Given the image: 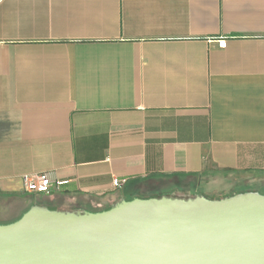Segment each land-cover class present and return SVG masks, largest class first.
<instances>
[{"label": "crops", "instance_id": "0c3cea01", "mask_svg": "<svg viewBox=\"0 0 264 264\" xmlns=\"http://www.w3.org/2000/svg\"><path fill=\"white\" fill-rule=\"evenodd\" d=\"M38 173L65 184L24 192ZM220 183L264 185V0H0V204L234 194Z\"/></svg>", "mask_w": 264, "mask_h": 264}, {"label": "water", "instance_id": "95a60500", "mask_svg": "<svg viewBox=\"0 0 264 264\" xmlns=\"http://www.w3.org/2000/svg\"><path fill=\"white\" fill-rule=\"evenodd\" d=\"M0 264H264V195L165 194L98 212L32 206L0 225Z\"/></svg>", "mask_w": 264, "mask_h": 264}, {"label": "built area", "instance_id": "2783aa9c", "mask_svg": "<svg viewBox=\"0 0 264 264\" xmlns=\"http://www.w3.org/2000/svg\"><path fill=\"white\" fill-rule=\"evenodd\" d=\"M226 46L225 40L218 41V47L224 49ZM22 189L30 194H50L51 190L65 184V182H57L52 180L49 173L26 174L22 176ZM126 183L125 180H112V186L116 189L122 188Z\"/></svg>", "mask_w": 264, "mask_h": 264}, {"label": "rangeland", "instance_id": "374dc122", "mask_svg": "<svg viewBox=\"0 0 264 264\" xmlns=\"http://www.w3.org/2000/svg\"><path fill=\"white\" fill-rule=\"evenodd\" d=\"M249 184H246V185H242V184H237V185H234V186H228L224 183H220V188H228V187H231L233 188L234 190V194H237V193H244V192H241V191H246V190H250L249 192H256V193H259V194H264V185L262 184H259V183H255V184H252V185H249ZM206 187V186H204ZM210 188H214L213 185H211ZM205 192H207V188L204 189ZM41 197L43 194H39ZM175 196H178V197H182V198H187V197H190L191 195L189 194H174ZM208 198V197H206ZM208 199H211V200H218V198L216 199H212V198H208ZM219 199H222V198H219ZM3 201L5 202H8L10 199H2ZM89 210H100V209H104V208H88ZM20 205L18 204H10V205H2L0 204V225H7V224H10L12 223L13 221H15L17 219V217L20 216ZM60 210H64V209H60ZM65 210H72V209H65Z\"/></svg>", "mask_w": 264, "mask_h": 264}, {"label": "trees", "instance_id": "16d2710c", "mask_svg": "<svg viewBox=\"0 0 264 264\" xmlns=\"http://www.w3.org/2000/svg\"><path fill=\"white\" fill-rule=\"evenodd\" d=\"M233 195V194H232ZM264 195V194H263ZM231 196V195H230ZM151 198V197H149ZM141 199H147V198H141ZM111 206H108V207H105L104 209H100V210H89V209H83V210H87V211H90V212H98V211H104V210H108ZM77 209H82V208H74L72 210H77ZM54 210V209H52Z\"/></svg>", "mask_w": 264, "mask_h": 264}]
</instances>
